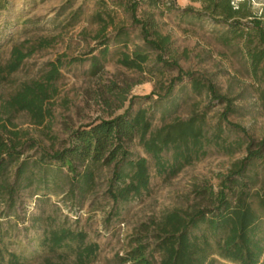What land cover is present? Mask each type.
Returning a JSON list of instances; mask_svg holds the SVG:
<instances>
[{
	"label": "rangeland",
	"instance_id": "obj_1",
	"mask_svg": "<svg viewBox=\"0 0 264 264\" xmlns=\"http://www.w3.org/2000/svg\"><path fill=\"white\" fill-rule=\"evenodd\" d=\"M127 1L132 2L124 0ZM152 1L143 0L137 16L145 18L153 14L158 31L170 38L173 58L181 70L212 83L218 94L232 102L229 122L244 128L253 140L264 141V104L259 99L264 83L251 75L242 43L223 46L217 41L222 27L206 17L199 21L183 14L186 8L200 12L198 3L158 0V6H151ZM234 2L237 4L239 0ZM249 5L250 11L264 23V0H249ZM171 6L174 8L170 9ZM109 16L114 23L104 33L110 50L108 60L102 71L92 75L90 58L98 55L101 42L97 36L102 24L97 18L105 20ZM120 27L129 33L127 47L113 43ZM142 46L139 28L132 25L129 15L114 0H0V119L8 129L20 132L23 144L36 145L32 150L27 145L24 156L37 157L39 150L62 149L73 130L121 115L131 98L133 111L139 108L148 111L153 129L176 119L187 120L196 113L204 115L211 134L226 104L213 101L205 93H193L188 79L175 83L168 94L178 70L157 65L154 52H148V61L141 72L119 65L123 53L130 54ZM15 47L32 54L15 73H2ZM163 59H170V55ZM59 61L60 77L52 84L45 103V112L50 115L41 125L35 124L25 112H6L12 96L25 85L41 82L51 65ZM124 98L126 102L122 104ZM224 137L229 146L244 140L241 133L229 130ZM131 151L145 158L150 167L149 190L141 198L113 205L106 196L105 171L100 174L95 191L81 205L73 206L63 201L62 196L47 195L41 200L23 192L13 209L17 220L0 218V246L21 256L25 264H45L46 255H40L39 247L43 230L63 225L73 232H84L86 241L98 246L90 264H115L116 256L128 250L131 238L143 228H149L148 240L153 245L155 224L165 215L173 210L207 207L206 199L197 190L207 185L217 188L219 176L227 175L245 157L243 150L227 155L212 145L206 148L203 158L169 178L157 175L153 159L136 143ZM163 158L170 160L171 153L163 154ZM12 172L9 168V174ZM6 211L1 204L0 217ZM33 218H40V224H34ZM61 256L47 255L51 264L74 262L73 256Z\"/></svg>",
	"mask_w": 264,
	"mask_h": 264
},
{
	"label": "trees",
	"instance_id": "obj_2",
	"mask_svg": "<svg viewBox=\"0 0 264 264\" xmlns=\"http://www.w3.org/2000/svg\"><path fill=\"white\" fill-rule=\"evenodd\" d=\"M114 1L129 15L132 25L139 28L143 43L142 48H135L130 54L123 53L119 65L141 72L148 61V52H154L157 65L178 70L168 94L175 83L188 79L193 93H205L213 101L225 103V112L211 134L206 129L204 115L196 113L187 120L176 119L153 129L148 111L144 108L133 111L131 98L121 115L77 128L62 149L39 150L37 157L24 156L29 143L23 144L20 132L8 129L0 119V205L7 210L0 218L17 220L13 209L19 195L26 191L41 200L47 195L62 196L63 201L73 206L81 205L95 191L103 171L108 177L106 196L113 205L141 198L149 190L150 167L145 158L131 151L135 143L153 159L157 175L169 178L203 158L209 146L220 148L227 155L243 150L245 157L235 163L227 175L219 176L217 188L207 185L197 190L206 199L207 207L173 210L165 215L155 224L153 245L148 240L149 228L144 226L131 238L128 250L116 256L115 264H264V141L253 140L244 128L229 122L232 102L218 94L212 83L181 70L173 58L170 38L158 31L153 14L145 18L137 16L143 0ZM189 1L200 4L201 11L186 8L183 14L199 21L206 17L222 27V31H217V41L223 46L242 43L251 75L264 83V23L250 11L249 0H239L237 4L234 0ZM150 5L158 6V0ZM97 20L102 24L97 36L101 42L98 55L90 58L92 75L102 71L108 60L110 50L104 33L114 23L111 16ZM129 42L126 29H116L113 43L127 47ZM31 54V51L13 48L1 72L15 73ZM165 55H170V59L164 60ZM61 67L60 61L52 64L41 82L23 86L7 102L6 112H25L35 124L41 125L50 115L49 111L45 112V103L49 100L52 84L60 77ZM259 99L264 104V89ZM125 102L124 98L121 103ZM226 130L241 133L244 140L229 146L224 137ZM35 147V144L29 145L27 149ZM168 153L171 158L165 160L163 154ZM32 220L34 224L41 221L40 218ZM39 247L40 255H46L45 264H51L47 255L73 256L72 264H90L98 251L96 244L86 241L84 232H73L63 225L45 228ZM5 263L25 264L21 256L0 246V264Z\"/></svg>",
	"mask_w": 264,
	"mask_h": 264
}]
</instances>
